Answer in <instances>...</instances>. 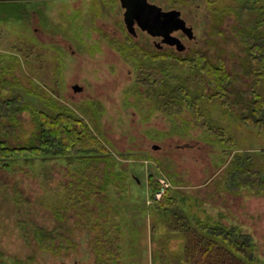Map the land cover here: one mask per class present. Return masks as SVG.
Listing matches in <instances>:
<instances>
[{
	"label": "rangeland",
	"instance_id": "obj_1",
	"mask_svg": "<svg viewBox=\"0 0 264 264\" xmlns=\"http://www.w3.org/2000/svg\"><path fill=\"white\" fill-rule=\"evenodd\" d=\"M150 1L181 12L193 33L191 38L174 33L183 49L168 44L160 49L154 43L160 39L139 28L131 35L120 0H0V101L21 94L28 104L13 120L0 108V138L12 145L26 143L36 125L31 110L56 114L66 107L91 127L98 124L123 181L101 192L103 201L93 209L103 214L108 208L117 210L116 216L108 215L106 227L120 237L122 264H186L185 238L177 224L196 219L240 226L256 244L255 264H264V191L229 192L226 185L234 158L264 149V136L237 126L223 116L222 107L216 108L202 121L212 117L227 129L237 144L228 149L195 125L190 112L155 109L145 92L138 91L137 61L116 45L130 38L146 51L189 55L199 50L211 62L221 55L227 70L235 73L246 58L245 44L233 31L241 25L237 8L245 0ZM259 16L252 11L245 18ZM239 76L234 88H246L252 81L250 75ZM75 85L80 88L73 89ZM240 107L234 103L231 108L240 114ZM85 164L84 153L18 157L12 161L15 172L0 171V264L16 259L19 264H98L95 233L83 226L75 207L64 209L63 186L78 181ZM149 172L172 197L164 216L149 201ZM15 184L23 201L13 190ZM33 224L65 235L73 245L60 252L39 248Z\"/></svg>",
	"mask_w": 264,
	"mask_h": 264
},
{
	"label": "trees",
	"instance_id": "obj_2",
	"mask_svg": "<svg viewBox=\"0 0 264 264\" xmlns=\"http://www.w3.org/2000/svg\"><path fill=\"white\" fill-rule=\"evenodd\" d=\"M180 4V0H170ZM258 11L256 19L245 18L248 12ZM240 27H234L236 36L245 44L246 58L236 68L235 73L227 70L221 55L215 62L207 56L193 50L189 55H177L173 52L146 51L137 46L132 39L125 43H116L117 49L124 52L139 65V92L144 91L146 98L159 111L179 114L183 110L190 112L195 125H199L213 135L222 147L237 148L236 140L227 129L213 118L203 120L216 108L222 107L223 116L234 121L237 126L256 130L264 136V0H245L237 8ZM252 76L246 88H234V80H240L239 74ZM229 95H234V100ZM241 107L238 114L232 104ZM2 113L7 118L15 119L20 111L28 109V104L21 94L0 101ZM36 120L32 136L24 144L12 145L0 138V171L15 172L12 161L18 157H44L55 155L60 157H76L85 154L87 164L82 169L78 181H69L63 186L65 193V211L76 208L83 226L95 233L94 251L98 264H122L120 237L112 234L106 224L117 210L108 208L103 214L101 209H93V204L103 201L99 194L107 191L116 182H122L121 173L116 171L107 145L101 139L97 123L91 127L81 115L62 107L56 114L43 110H31ZM224 119V118H222ZM109 151V152H108ZM228 171L229 192L249 188L254 192L264 191V149L258 153L246 151L238 154ZM240 163V164H239ZM149 172L145 179L146 190L150 203L161 215L173 200L168 188ZM231 184L234 185L231 187ZM15 194L23 201L17 185ZM163 190L161 197L156 193ZM52 211H56L54 209ZM62 215H59L61 217ZM62 218V217H61ZM185 238L184 260L186 264H255L257 257L253 238L238 225L222 222L212 224L200 219L194 223L177 224ZM171 226V225H170ZM174 228L175 226H171ZM177 228V227H176ZM22 235L28 238V232L20 226ZM34 237L41 249L60 252L70 248L73 243L63 234H52L44 228L33 224ZM56 236L58 242H56ZM14 264H19L15 260Z\"/></svg>",
	"mask_w": 264,
	"mask_h": 264
},
{
	"label": "water",
	"instance_id": "obj_3",
	"mask_svg": "<svg viewBox=\"0 0 264 264\" xmlns=\"http://www.w3.org/2000/svg\"><path fill=\"white\" fill-rule=\"evenodd\" d=\"M125 9L124 23L129 32L134 33V23L140 29L145 30L152 36H161L168 45L176 46L178 50L183 49V42L173 34L180 30L188 37H193L192 28L183 20L181 12L172 8L162 9L161 6L149 2V0H120ZM77 85L73 89L77 90Z\"/></svg>",
	"mask_w": 264,
	"mask_h": 264
},
{
	"label": "flooded vegetation",
	"instance_id": "obj_4",
	"mask_svg": "<svg viewBox=\"0 0 264 264\" xmlns=\"http://www.w3.org/2000/svg\"><path fill=\"white\" fill-rule=\"evenodd\" d=\"M149 2H151L150 0H149ZM151 3H153V2H151ZM120 5H121V2H120ZM121 7H122V5H121ZM123 9L122 10H124L125 8L124 7H122ZM124 13H125V10L123 11V20H124ZM124 23V22H123ZM126 26V25H125ZM137 28H139L140 29V27L136 24V23H134V33H132V32H129V29L127 28V26H126V29L128 30V32L129 33H131V35H134V36H136V34H137ZM140 30H142V29H140ZM146 32V33H148L147 31H145V30H142V32ZM180 30H177V31H174L173 32V34L174 33H176V32H179ZM181 33H183L182 31H180V34ZM149 34V33H148ZM183 34H185V33H183ZM175 35V34H174ZM186 35V34H185ZM156 36V35H155ZM154 36V37H155ZM187 36V35H186ZM156 37H158L160 40L158 41V42H154L155 43V46L156 47H159L160 49L162 48V46H163V44H167V43H165L164 41H163V38L161 37V36H156ZM178 37V36H177ZM180 40H181V38L180 37H178ZM182 41V40H181ZM168 46H172V45H168Z\"/></svg>",
	"mask_w": 264,
	"mask_h": 264
},
{
	"label": "built area",
	"instance_id": "obj_5",
	"mask_svg": "<svg viewBox=\"0 0 264 264\" xmlns=\"http://www.w3.org/2000/svg\"><path fill=\"white\" fill-rule=\"evenodd\" d=\"M161 193H162V192H158V193L156 194V197L159 198V195H160Z\"/></svg>",
	"mask_w": 264,
	"mask_h": 264
},
{
	"label": "crops",
	"instance_id": "obj_6",
	"mask_svg": "<svg viewBox=\"0 0 264 264\" xmlns=\"http://www.w3.org/2000/svg\"><path fill=\"white\" fill-rule=\"evenodd\" d=\"M7 83V81H5Z\"/></svg>",
	"mask_w": 264,
	"mask_h": 264
}]
</instances>
